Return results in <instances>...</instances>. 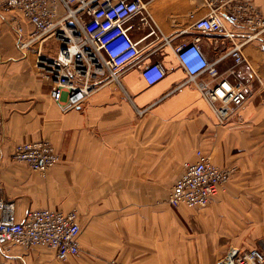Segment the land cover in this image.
Returning <instances> with one entry per match:
<instances>
[{
  "label": "crops",
  "instance_id": "0c3cea01",
  "mask_svg": "<svg viewBox=\"0 0 264 264\" xmlns=\"http://www.w3.org/2000/svg\"><path fill=\"white\" fill-rule=\"evenodd\" d=\"M159 31L140 19L133 38L141 53L79 107L65 111L39 56L55 59L57 38L23 49L35 27L20 12L0 14V198L22 221L37 209L79 213L80 253L59 261L46 248L0 247L5 264H218L230 247L264 248V34L244 46L247 63L227 56L249 30L225 19V35L194 23L211 10L207 0H140ZM221 12L264 18V0H217ZM22 27L23 36L17 32ZM200 39L211 63L249 99L219 125L181 65L176 47ZM140 62V63H139ZM159 63L165 77L149 86L142 66ZM258 78V79H257ZM203 80L207 77H202ZM48 141L61 162L47 175L13 160L18 144ZM201 150L236 172L201 209L173 208L170 192Z\"/></svg>",
  "mask_w": 264,
  "mask_h": 264
},
{
  "label": "built area",
  "instance_id": "2783aa9c",
  "mask_svg": "<svg viewBox=\"0 0 264 264\" xmlns=\"http://www.w3.org/2000/svg\"><path fill=\"white\" fill-rule=\"evenodd\" d=\"M216 1L207 0L211 10L194 23V28L202 33L225 35L233 41V34L225 28V19L243 23L250 33L243 42L233 41L227 56L234 59L235 66L245 64L244 46L264 34V18L257 13L246 16L223 13L215 6ZM14 12H20L35 27L29 39L21 43L23 49L43 44L52 37L59 40L56 58L39 56V65L45 79L53 84L55 101L65 111L83 104L103 86V79L119 82L120 71L140 56L141 42L159 31L146 4L140 0H0V14ZM136 18L140 19L139 30L142 27L150 30L139 40L132 35ZM17 32L23 36L22 27ZM175 52L189 75L186 83L197 85L219 125L225 124L235 109L248 101L246 88L230 81L207 59L199 38L176 47ZM141 74L149 86L159 83L166 75L159 63L143 65ZM4 126L5 120L0 115V133ZM196 156L195 162L184 164L183 175L171 189L169 201L173 208L207 207L236 172L235 168L215 164L201 150ZM13 160L26 163L44 176L61 162L48 141L18 144ZM15 211V203L0 198V247L4 251L10 252L15 247L46 248L54 251L62 262L79 255L81 227L76 209L31 210L22 221H16ZM0 264L5 263L0 260ZM218 264H264V248L243 251L230 247Z\"/></svg>",
  "mask_w": 264,
  "mask_h": 264
},
{
  "label": "rangeland",
  "instance_id": "374dc122",
  "mask_svg": "<svg viewBox=\"0 0 264 264\" xmlns=\"http://www.w3.org/2000/svg\"><path fill=\"white\" fill-rule=\"evenodd\" d=\"M202 95V94H201ZM202 97H203V95H202ZM204 99H205V97H203ZM205 101L208 103V101L205 99ZM209 104V103H208ZM234 176V175H233ZM233 178V177H232ZM231 181V180H230Z\"/></svg>",
  "mask_w": 264,
  "mask_h": 264
}]
</instances>
